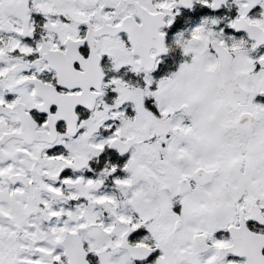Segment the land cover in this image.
<instances>
[{"label": "snow or ice", "instance_id": "6c2138e0", "mask_svg": "<svg viewBox=\"0 0 264 264\" xmlns=\"http://www.w3.org/2000/svg\"><path fill=\"white\" fill-rule=\"evenodd\" d=\"M0 264H264V0H0Z\"/></svg>", "mask_w": 264, "mask_h": 264}, {"label": "flooded vegetation", "instance_id": "af4514ba", "mask_svg": "<svg viewBox=\"0 0 264 264\" xmlns=\"http://www.w3.org/2000/svg\"><path fill=\"white\" fill-rule=\"evenodd\" d=\"M200 13L197 10H193V12L189 13L187 11L182 12L181 21L183 20L184 16H192L194 19L196 16H198Z\"/></svg>", "mask_w": 264, "mask_h": 264}]
</instances>
